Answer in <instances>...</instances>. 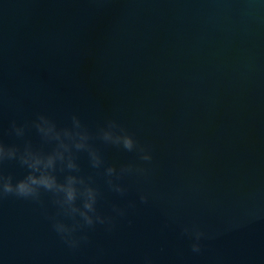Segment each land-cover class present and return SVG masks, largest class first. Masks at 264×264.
Instances as JSON below:
<instances>
[{
	"label": "water",
	"instance_id": "obj_1",
	"mask_svg": "<svg viewBox=\"0 0 264 264\" xmlns=\"http://www.w3.org/2000/svg\"><path fill=\"white\" fill-rule=\"evenodd\" d=\"M40 111L61 123L75 111L91 128L111 116L153 160L146 176L125 178V198L97 177L102 212L125 199L138 207L76 250L44 207L0 202V264H264V0H0L5 142H18L10 120ZM191 224L208 235L199 254L181 235Z\"/></svg>",
	"mask_w": 264,
	"mask_h": 264
},
{
	"label": "clouds",
	"instance_id": "obj_2",
	"mask_svg": "<svg viewBox=\"0 0 264 264\" xmlns=\"http://www.w3.org/2000/svg\"><path fill=\"white\" fill-rule=\"evenodd\" d=\"M8 134L18 142H5L0 135V202L9 197L27 200L45 208L52 230L72 250L90 243L89 232L102 226L112 232L119 220H128L138 207L137 201L125 199L123 204L113 203L111 211L104 213L98 207L103 191L97 183L102 177L107 190L125 198L129 177H143L149 172L153 160L151 148L141 144L117 119L109 116L103 123L91 128L73 111L66 122H58L45 111L35 113L30 120L8 123ZM34 132L38 143L30 138ZM101 145L135 153L137 162L108 163ZM81 155L87 159L90 171H83ZM15 164L24 169L20 177L6 169ZM141 205H149V196L138 193ZM47 197L51 213L45 204ZM181 235L190 239L193 253L202 251V242L208 235L196 224L181 227ZM143 264H152L145 257Z\"/></svg>",
	"mask_w": 264,
	"mask_h": 264
}]
</instances>
